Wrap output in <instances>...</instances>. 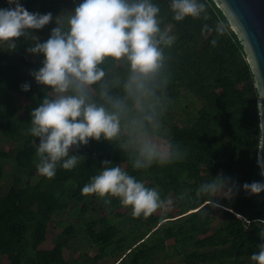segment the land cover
Here are the masks:
<instances>
[{
	"label": "trees",
	"instance_id": "obj_1",
	"mask_svg": "<svg viewBox=\"0 0 264 264\" xmlns=\"http://www.w3.org/2000/svg\"><path fill=\"white\" fill-rule=\"evenodd\" d=\"M152 2L161 9V28L176 37L166 50L171 57L166 90L171 103L163 123L186 156L168 165L134 170L119 145L91 139L76 150L85 160L75 168L58 166L51 180L41 176L39 138L25 132L32 110L51 91L30 74L43 67L45 57L28 53L32 42L23 36L15 50L0 45V264H255L250 257L264 243L255 223L264 219V192L250 194L243 185L264 183V176L256 148L258 89L245 47L215 0H200L207 5V19L202 14L179 22L173 19L170 0ZM19 3L30 13L53 14L43 29L29 30L44 42L57 26L55 17L74 12L83 0ZM9 7L15 4L0 0V9ZM221 20L223 35L215 31ZM205 24L211 31L203 30ZM25 83L28 91L22 89ZM105 160L158 188L162 199L174 197L176 212L158 210L148 218H133L119 198L106 206L94 194L83 195L81 189ZM8 170L12 181L5 191ZM221 174L235 185L234 194L230 199L214 197L220 207L205 206L209 197L196 198L195 192ZM182 192L188 198L181 201L177 197ZM51 228L54 246L43 249Z\"/></svg>",
	"mask_w": 264,
	"mask_h": 264
},
{
	"label": "clouds",
	"instance_id": "obj_2",
	"mask_svg": "<svg viewBox=\"0 0 264 264\" xmlns=\"http://www.w3.org/2000/svg\"><path fill=\"white\" fill-rule=\"evenodd\" d=\"M15 7L0 9V45L15 50L21 36L32 43L31 54H43V67L30 74L36 82L48 86L39 106L31 112L25 135L39 138L36 147L38 173L51 180L57 167L72 170L83 155L75 154L91 139L106 140L123 151L134 170H147L154 164L164 166L181 161L186 150L171 142L163 116L169 103L167 87L171 73L170 55L175 43L170 30L162 29L159 5L152 0H83L74 12L62 11L55 17L56 27L50 37L40 38L29 30L43 29L53 21V14L30 13L19 0H8ZM175 21L186 17L207 19L205 3L200 0H170ZM229 23L235 20L228 14ZM204 31H211L204 25ZM215 31H226L223 20ZM213 46L216 40L212 41ZM30 85H22L28 91ZM258 97L264 95L257 94ZM262 117L259 124L258 163L264 175V104L258 103ZM99 174L83 186L85 196L96 195L107 206L119 198L121 206L131 208L133 218H148L158 210L171 211L174 201L162 199L156 187L130 175L119 164L103 161ZM232 185L229 187V185ZM250 194L264 192V183L243 185ZM235 185L222 174L199 185L196 198L209 197L206 205L220 207L214 197L229 199ZM188 198L182 192L177 199ZM247 220V219H246ZM250 224L251 222L247 220ZM259 235L264 239V219H257ZM251 255L255 264H264V243Z\"/></svg>",
	"mask_w": 264,
	"mask_h": 264
},
{
	"label": "water",
	"instance_id": "obj_3",
	"mask_svg": "<svg viewBox=\"0 0 264 264\" xmlns=\"http://www.w3.org/2000/svg\"><path fill=\"white\" fill-rule=\"evenodd\" d=\"M215 2L227 16L229 13L234 15L235 20L231 25L245 47L255 74L258 93L264 95V0H215ZM258 103L264 104V97H258Z\"/></svg>",
	"mask_w": 264,
	"mask_h": 264
},
{
	"label": "rangeland",
	"instance_id": "obj_4",
	"mask_svg": "<svg viewBox=\"0 0 264 264\" xmlns=\"http://www.w3.org/2000/svg\"><path fill=\"white\" fill-rule=\"evenodd\" d=\"M17 104L20 106V105H22L23 104V101H21L20 99L18 100V102H17ZM12 181V176H11V174H10V171L8 170L7 172H6V179L4 180V187H5V191H6V189H7V186L10 184V182ZM230 187V186H229ZM217 196H223V195H217ZM171 199L174 201V206H173V208H172V211L173 212H176V209H177V207H176V205H175V198L174 197H171ZM123 210H125L124 208H123ZM160 212H162V211H160ZM220 219V218H219ZM217 223V222H216ZM215 223V224H216ZM53 236H54V234H53V228H51V229H49V231H48V235H47V240L41 245V248H43V249H51L53 246H54V242H53ZM169 242H172V241H169ZM66 256L67 257H69V256H71L69 253H68V251H66ZM2 263V262H1Z\"/></svg>",
	"mask_w": 264,
	"mask_h": 264
}]
</instances>
